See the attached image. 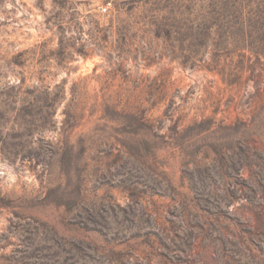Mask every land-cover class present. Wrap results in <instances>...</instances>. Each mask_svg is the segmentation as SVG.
<instances>
[{"label":"rangeland","instance_id":"rangeland-1","mask_svg":"<svg viewBox=\"0 0 264 264\" xmlns=\"http://www.w3.org/2000/svg\"><path fill=\"white\" fill-rule=\"evenodd\" d=\"M0 264H264V0H0Z\"/></svg>","mask_w":264,"mask_h":264},{"label":"trees","instance_id":"trees-1","mask_svg":"<svg viewBox=\"0 0 264 264\" xmlns=\"http://www.w3.org/2000/svg\"><path fill=\"white\" fill-rule=\"evenodd\" d=\"M107 37L108 36L106 34H103L101 36V39L104 41L107 39ZM68 45L71 46L73 44H68L65 41L64 42L62 41V43H61V46L63 49L66 48ZM99 45H101V46H99V48H92L91 46L89 47V46H86L85 44H83L80 47H77V49H78L80 55H82L84 58H88V57L92 56L94 52L101 53L103 51L100 48V47H102V44H99Z\"/></svg>","mask_w":264,"mask_h":264},{"label":"built area","instance_id":"built-area-1","mask_svg":"<svg viewBox=\"0 0 264 264\" xmlns=\"http://www.w3.org/2000/svg\"><path fill=\"white\" fill-rule=\"evenodd\" d=\"M103 9H104V11H107L108 8L107 7H104Z\"/></svg>","mask_w":264,"mask_h":264}]
</instances>
